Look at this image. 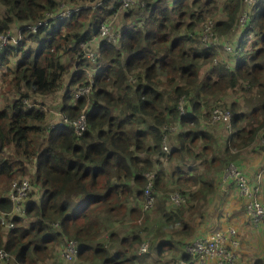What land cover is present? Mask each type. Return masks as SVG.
I'll return each mask as SVG.
<instances>
[{"label":"trees","instance_id":"1","mask_svg":"<svg viewBox=\"0 0 264 264\" xmlns=\"http://www.w3.org/2000/svg\"><path fill=\"white\" fill-rule=\"evenodd\" d=\"M87 1L0 0V33L55 14L60 3L80 6L69 18L34 33L23 29L21 39L0 52V87L6 93L0 104V211L11 210L7 191L14 180L27 177L31 184L23 215L8 217L14 228L0 224V249L12 255V264H44L62 242L76 239V264H149L137 255L140 242L147 241L157 261L186 260L184 247L195 231L186 212L203 216L207 197L232 159L221 143L224 124H209L210 111L229 110L232 135L239 140L264 126V0H257L240 29L235 54L223 57L224 51L200 48L197 39L206 15L216 18L217 0H141L140 8L123 9L118 20L126 21L115 27L118 41L97 45L101 55L93 66L98 75L87 128L77 136L69 126L50 128L45 112L26 108L22 100L55 94L63 113L78 116L85 99L72 103L71 98L85 83L80 68L87 65L78 59L80 43H87L91 27L117 6L116 0L95 7ZM223 1L225 16L214 20L213 31L225 37L239 30L244 1ZM250 32L260 38L247 47ZM73 65L79 70H70ZM205 66L209 71L202 78ZM111 87L115 99L108 95ZM181 100L187 116H181ZM171 126L176 130L170 133ZM164 155L169 162L160 168ZM153 171L154 204L143 210L145 173ZM173 192L184 202L174 203ZM106 231L107 238H101Z\"/></svg>","mask_w":264,"mask_h":264},{"label":"built area","instance_id":"2","mask_svg":"<svg viewBox=\"0 0 264 264\" xmlns=\"http://www.w3.org/2000/svg\"><path fill=\"white\" fill-rule=\"evenodd\" d=\"M243 9L238 17L236 27L238 29L244 28L248 20L251 17L252 8L257 4V0H243ZM140 2L139 0H118L116 10L103 22L100 23L97 29L96 36L88 40L87 43L81 42L80 47L83 51V56L80 59H85L87 64L91 63V69L87 71L85 76L86 83L80 86L76 91L77 97H88L92 86L95 83V78L98 75L97 70L93 67L98 59V53L94 49H89L88 46L95 40H106L111 43H116L119 38V33L115 29L114 20L118 18L120 12L123 9L129 8L134 4ZM80 6H70L65 3H60L58 10L55 14L46 13V17L37 20L31 24L26 25V29L34 33L38 27L49 26L53 21H58L62 19L69 18L74 12L78 11ZM214 22L211 19H206L202 23V30L197 36L198 42L202 44L203 49L211 50L216 49L217 52L225 51L231 52L232 45L223 36L217 35L213 31ZM10 41H15L9 32L0 33V52L4 49ZM83 69V68H82ZM81 69V70H82ZM26 106L31 107L34 104L24 100ZM182 100L179 102V110L182 115H184V110L182 107ZM86 107L85 105L79 115L72 119L68 115L54 110V118L48 122L50 128H57L63 126H70L73 128L76 135L80 136L87 127L86 119ZM42 108V107H41ZM231 113L227 109L220 107H214L208 118V123L213 124L215 122L223 123L230 126ZM260 137H264V128L260 132ZM166 144L163 148L166 149ZM228 172L230 177H227ZM156 171L153 173L147 172L145 176L148 178L147 184L144 187L143 192V204L142 209L148 210L153 207L154 195L152 192V180L155 176ZM261 173V172H259ZM230 178V180H229ZM230 181L237 188L238 194L246 200L245 203V214L248 219L257 224L262 221L264 224V198L259 200L256 195L260 191V187L257 185H251L247 182L245 176L236 168L233 162H230L223 170L222 178L219 182V187H223V183ZM31 190V184L28 178L23 177L21 179H16L11 183L8 199L11 203V210L9 212L0 211V224L7 228H14V222L8 219L9 216L23 215L24 203ZM170 199L176 203L180 204L184 202V197L178 192H173L170 194ZM56 225V224H55ZM236 229L231 226L224 230L212 228L206 235L197 236L190 243L186 244L184 247V252L188 256V259H183L177 257L176 259H171L167 264H235V255L232 251L227 248L231 245H236L237 240L235 239ZM148 242L142 241L138 245V254H144L147 252ZM78 254V242L76 239L65 240L61 243L60 256L66 261L70 262L77 257ZM10 255L7 251L0 249V264L9 260ZM262 262L264 264V257H262Z\"/></svg>","mask_w":264,"mask_h":264},{"label":"crops","instance_id":"3","mask_svg":"<svg viewBox=\"0 0 264 264\" xmlns=\"http://www.w3.org/2000/svg\"><path fill=\"white\" fill-rule=\"evenodd\" d=\"M101 1L102 0H91V1H87V3H85V4L89 5V6H92V7H95V6L100 5ZM158 3L159 4H163V3L167 4V3H172V1L171 0H160ZM224 3H225V1H223V0H217V15L215 14L216 20H221L225 16ZM142 5H145L144 1H142V3L140 4V6H142ZM256 5H255V7H256ZM255 7L252 8V12H253ZM140 13H144L142 8H141V12ZM89 29H90V27H89ZM96 30H97V27H94V26L91 27V30H90L91 36H93L96 33ZM240 33H241V30H231V31L228 32L227 35H225L226 40L232 46H236V45H238ZM17 35L19 36V34H17ZM253 38H256V40H258L260 37L259 36H255L252 33L251 39H253ZM249 39H250V33H248L246 35L245 39H244L246 41V45H248V46L252 42L256 41V40H253V41H251V43H247V41ZM100 48L101 47H99V51H100ZM220 54L223 57V55L230 54V52H225L224 51V52H221ZM100 55H101V52H100ZM122 58L124 59V57H122ZM229 59H230V57H229ZM15 62H14V64H15ZM214 62H215V58H214L213 63ZM208 71H209V69L206 66L202 67L201 68V77L203 78L205 76L206 72H208ZM159 77H160V79L164 78V76L162 75L161 72L159 73ZM134 81H132V82H134ZM71 89H72V87H71ZM77 99H78V97L73 92L72 93L71 102L74 103L75 100H77ZM29 100L33 104L40 105L41 107H43V105H44V106H47V107H50V108L60 109L61 98L58 99L59 103L57 105H56L55 99L53 100L55 102L54 105L47 104L46 102L38 100V99L31 100V98H29ZM41 104H43V105H41ZM239 107H240V109H244L245 108V106L242 105V104ZM224 127L226 129L224 128V134L221 132L220 138H221V141H222L221 142L222 146L225 147L224 145H226V147L229 150L228 153L230 154V156H232V159H230V161H233L236 164L238 163L240 169H242L243 173L249 178V180L251 182L255 181V174L260 171L261 174H262L260 181L264 184V144L262 145L259 142V140H261L260 139V132L264 128V126L262 128H260V129H258L254 133L253 137H248V135L245 134V139H243V140L236 139L232 135L233 132H235L234 130L232 132V129H233L232 126L228 127L227 125L224 124ZM242 150H245V151L241 152ZM167 157H168L167 155H164V157L162 156V157L159 158V163H160L159 167L160 168H165V166L167 167V162H169V157H168V159H167ZM235 189L236 188L233 185H230L229 183L226 185V187L224 189H220V187H218V185H217L216 191L212 195H209L207 197V202L205 203V205L203 207L204 213H203V216L201 218L198 217L196 215L198 213H196L194 211L186 212V217L187 218L189 216H192L193 219H194V222L190 223L191 226L195 225V231L193 233L194 237L192 238V240L195 239L197 236L206 235L212 228H217V220L213 219V216H214V211H215V209L218 206V203H222L223 201H225V203L223 205L224 206V210L227 211L229 209H235V214L239 213V214L243 215L242 208L237 209L239 206H241L240 203H241V200H243V199L240 196L237 195ZM232 191H235V192H232ZM227 193H229L228 197H226ZM233 205H238V206H235L233 208ZM210 209H212V211H211V218H209V221H210L209 224L206 226V220H205V221H202L201 222L202 224L200 225L199 221L202 220V218L204 217L205 213L206 214H210ZM193 214L196 215L195 217H198V219H200L198 222L195 221L196 218L193 216ZM158 219L162 222V219L160 218V216L158 217ZM241 220L250 223V221L248 219H246V218H242ZM253 225H257V224H253ZM198 226H199V228H198ZM250 227H252V226H250ZM256 231H257V228H252V229L250 228V230H249V232H252V233H257ZM107 236H108V231H106L101 236V238H103V237L107 238ZM190 242H187V244L190 243ZM148 248H149V243H148ZM236 248L234 250L235 251L234 255H236V258H237L236 262H237V264H243V261L246 260L245 254H248V255H252V254L250 252H246V251L243 252L242 249H239L238 252L236 253ZM152 253H153L154 259H156L155 254H154L153 251H152ZM58 254L59 253L57 251L55 253L54 257L53 256L49 257V260L50 259H53V260L55 259V261H59ZM137 255L141 256L140 254H137ZM144 255L145 254H143L142 256H144ZM155 261H157V260H155ZM261 261H262V259H261ZM253 263L254 262L251 263L249 261V264H253ZM149 264H151L150 261H149Z\"/></svg>","mask_w":264,"mask_h":264},{"label":"rangeland","instance_id":"4","mask_svg":"<svg viewBox=\"0 0 264 264\" xmlns=\"http://www.w3.org/2000/svg\"><path fill=\"white\" fill-rule=\"evenodd\" d=\"M137 7L138 8L141 7L139 2L137 4H134L131 8H133V10H135ZM0 9H3V8L1 7ZM214 11L215 10H213L211 13H213ZM206 19H210L209 18V14L206 15V17L202 20V22L204 20H206ZM215 19L216 18H214V20ZM125 21H126V19H123L122 17L119 20H117V18H115L114 25L117 28V27L120 26V24L124 23ZM22 27H23L24 30H26V28H25L26 26L25 25L24 26L21 25V24L20 25L17 24L16 26L11 25V27L7 30V32L9 31L10 34L12 36H14V38H16V40H18V35L17 34H19L21 32ZM117 32L119 33V31H117ZM251 36H252V32H250V39L247 41V43H251V41L256 40V38L251 39ZM102 42L103 43L115 44V43H111L109 41H106L104 39L102 40ZM199 46H200V48H203L202 47V44L199 45ZM246 46L249 47L248 45H246ZM209 51H214L215 53H217V50L216 49H211ZM233 53L235 54L234 51H233ZM232 56L233 55H230L228 57H230V59H231ZM15 57L11 58V63H10V66L11 67L14 66V62L16 60H18V59L21 58V55L19 54L18 56H15ZM216 61H217V57L215 58V62L214 63H216ZM79 68L80 67H78V66H73L70 70H77ZM81 69H82V72H83L84 76H86L87 71H89L91 69V63H88L87 65H82ZM64 82L66 83L67 80H64ZM133 83H135V81ZM2 90H4V89H2ZM115 90H116V88H114V87H111V89L107 90L108 95L114 96V99L117 97V95H115ZM4 94L6 95V93H2L1 92V87H0V104L4 100V96H5ZM119 96H122V95H119ZM30 98H31V100L38 99V100L44 101L47 104H51V105H54L55 102H56V105L59 103L58 102V98L59 97L56 96L55 94H50V95L45 96V97H39V96L31 95ZM54 99H55V102L53 101ZM41 105H43V104H41ZM120 106H125V105H120ZM41 110L44 111L45 114H46V116H47V123L50 122L54 118V115H53V111L54 110H52V108L43 105V107L41 108ZM217 123L218 122H215L213 124H217ZM175 130H176V127H174V126H171L169 128L170 133L171 132H174ZM41 137H39V140L41 139ZM260 139L261 140H259V142L263 145L264 144V137H263V140H262V137H260ZM166 149H169V146H167ZM243 151H245V150H242L241 152H243ZM229 162H232V161H229ZM234 164L236 165V168L245 176V178H246V180H247V182L249 184H251V185H257V186L260 187V191L257 193L256 197L259 200L263 199L264 198V186H263L264 184L260 181L261 180V175H262L261 173H259L260 171L255 174V181L254 182H251L249 180V178L243 173L242 169H240L239 164L238 163L236 164L235 162H234ZM227 177H230V173L229 172L227 174ZM229 180H230V178H229ZM228 183L230 185H233L234 186V184L232 182L226 181L225 183H223V187H220V189H224ZM10 187H11V185H10ZM235 190H236L237 195L240 196L238 194L237 188ZM9 191H10V188L7 191V195L10 194ZM232 192H235V191H232ZM228 196H229V193H227V196L226 197H228ZM241 198L243 199V200H241V203H240L241 206H239L238 208L236 207V208L237 209L242 208L243 215L242 214H239V213H236L235 214V209H229L227 211L224 210V206L223 205H224L225 201H223L222 203H218V206H217V208L214 211L213 219H216L217 220V229L224 230V229H226L228 227H231V226H234V228L236 229L235 239L237 240V244L236 245L228 246L227 249L229 251H232L234 254H235V251L234 250H235L236 247H237L236 248V253L238 252L239 249H242L243 252L244 251L250 252L252 255L245 254L246 260L243 261V264H249V261L251 263L254 262L253 264H256V261H259V259H262V257H264V224H263L262 221H260V222L257 223V225H253L254 223H252L248 219V217L246 216V214H245L244 207H245L246 200L243 197H241ZM235 206H238V205H233V208ZM211 211H212V209H210V214H206L205 213V215L202 218V220L198 219V217H195L196 215L193 214V216L196 218L195 221L198 222L200 220L199 222H200V225H201L202 224L201 222L206 220V226H207L209 224V222H210L209 221V218H211ZM242 218L248 219L250 221V223L241 220ZM199 226H198V228H199ZM250 226H252V227H250ZM250 228L251 229L252 228H257V231H256L257 233L249 232ZM60 248H61V245L58 246V253H59L58 254V258H59V261H55V259L54 260L53 259H50L49 260V257H48L46 259V261L44 262V264H58V263L59 264H76V258L74 260H71L70 262L64 261L61 258V256H60ZM144 256L146 257L147 260L150 261L151 264H167L171 259H176L177 258V257H162V258L158 259V261H155L156 259H154L153 253H152V251L149 248H148V250H147V252L145 253ZM10 258L12 259V255L10 256ZM10 258H9V260H7L8 261V264H12ZM236 259L237 258H236V255H235V264H237Z\"/></svg>","mask_w":264,"mask_h":264},{"label":"clouds","instance_id":"5","mask_svg":"<svg viewBox=\"0 0 264 264\" xmlns=\"http://www.w3.org/2000/svg\"><path fill=\"white\" fill-rule=\"evenodd\" d=\"M139 1H140L139 3L141 4L142 1H141V0H139ZM116 3L118 4V0H116ZM65 4H66V3H65ZM66 5H70V4H66ZM70 6H78V5H70ZM131 7H132V6H131ZM131 7H129V8H131ZM116 8H117V6H116ZM115 10H116V9H115ZM115 10H114V11H115ZM114 11H113V12H114ZM119 15H120V14H119ZM109 16H110V15H109ZM109 16H108V17H109ZM108 17H107V18H108ZM118 17H119V16H118ZM107 18H106V19H107ZM117 20H118V18H117ZM211 20H212V19H211ZM213 22H214V20H213ZM29 24H30V23H29ZM26 25H28V24H26ZM26 25H25V26H26ZM99 25H100V24H99ZM97 29H98V27H97ZM242 29H243V28H242ZM242 29H241V30H242ZM22 30H23V27H22V29H21V32L19 33L18 40H16V38H14V36L11 35V36L15 39V41H10L9 43H11V44H15L17 41H19V40L21 39V37H22ZM239 30H240V29H239ZM26 31L30 32V31L27 30V29H26ZM8 32H9V31H8ZM4 33H6V32H4ZM9 33H10V32H9ZM31 33H32V32H31ZM96 34H97V30H96V33H95L92 37L96 36ZM100 42H102V40H95L94 43H96V46H93V49H94L96 52H98L99 55H100V52H99V50H98V46H97V45H98V43H100ZM9 43H8V44H9ZM94 43H93V44H94ZM5 46H6V45H5ZM232 48H233V46H232ZM81 50H82V49H81ZM230 53H233V49H232V51H231ZM81 55H82V54H81ZM80 57H81V56H80ZM80 57H79L78 59H80ZM73 66H74V65H73ZM73 66H72V67H73ZM80 69H81V68H80ZM77 70H79V69H77ZM96 78H97V76H96ZM96 78H95V82H96ZM85 83H86V78H85ZM85 83H84V84H85ZM94 85H95V83H94ZM94 85L92 86V88L94 87ZM81 86H82V85H81ZM79 87H80V86H79ZM79 87H78V88H79ZM78 88H77V89H78ZM77 89L75 90V93H74V94H76ZM91 93H92V89H91V92H90V94H89L88 97H78V98H84V99H85V104L83 105V107H84L85 105H87V107H86V119H87L88 108H89V105H90V95H91ZM24 100H27L28 102L32 103L29 99H23V100H22L23 104H25V103H24ZM32 104H33V103H32ZM24 106H25L26 108H36V109H39V108H40V109H41V106H40V105H37V104H34V105L31 106V107H28V106H26V105H24ZM83 107H82V108H83ZM82 108H81V109H82ZM52 109H54V110H58V111L62 112L60 109H56V108H52ZM81 109H80V111H81ZM183 110H184V109H183ZM62 113H63V112H62ZM79 113H80V112H79ZM184 113H185V114H184V115L181 114V116H187V115H188V113H186L185 111H184ZM64 114H65V113H64ZM66 115H67V114H66ZM78 115H79V114H78ZM75 118H76V117H75ZM72 119H74V118H72ZM47 126H49V123H47ZM49 127H50V126H49ZM63 127H65V126H63ZM63 127H57V128H52V129H60V128H63ZM69 127H70V126H69ZM229 127H231V121H230V126H229ZM71 128H72V127H71ZM86 128H87V127H86ZM72 129H73V128H72ZM85 130H86V129H85ZM73 132H74V130H73ZM74 133H75V132H74ZM82 134H83V133H82ZM82 134H81V135H82ZM81 135H80V136H81ZM77 136H78V135H77ZM166 146H167V145H166ZM166 152H168V150H167ZM233 163H234V162H233ZM218 187H219V183H218ZM55 226H56V225H55ZM137 250H138V248H137ZM147 250H148V249H147ZM137 254H138V253H137ZM144 254H145V253H144ZM140 255H143V254H140ZM187 258H188V256H187Z\"/></svg>","mask_w":264,"mask_h":264}]
</instances>
